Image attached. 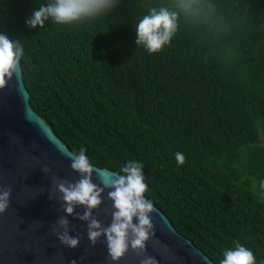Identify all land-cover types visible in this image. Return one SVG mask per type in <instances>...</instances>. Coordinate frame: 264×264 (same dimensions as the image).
Masks as SVG:
<instances>
[{
	"label": "trees",
	"instance_id": "trees-1",
	"mask_svg": "<svg viewBox=\"0 0 264 264\" xmlns=\"http://www.w3.org/2000/svg\"><path fill=\"white\" fill-rule=\"evenodd\" d=\"M46 0H0L21 42L34 111L70 151L118 172L141 162L146 197L215 264L236 242L264 264V0H202L170 43L135 45L136 18L171 0H121L87 25L25 24ZM185 156L178 165L175 154Z\"/></svg>",
	"mask_w": 264,
	"mask_h": 264
},
{
	"label": "water",
	"instance_id": "water-1",
	"mask_svg": "<svg viewBox=\"0 0 264 264\" xmlns=\"http://www.w3.org/2000/svg\"><path fill=\"white\" fill-rule=\"evenodd\" d=\"M29 97L20 66L0 87V190L11 188L9 206L0 213V264H140L145 256L154 257L157 264H215L154 203L153 235L144 252L129 246L124 256L112 261L103 235L93 245L88 221L79 218L85 207L75 205L67 213L57 187L61 181L80 179L70 167L71 151L34 111ZM101 169L119 173L94 166L91 174V181L103 189L102 202L91 215L106 227L111 222L112 189L105 187ZM61 218L68 221L69 236L79 240L74 248L58 238L65 231L58 223Z\"/></svg>",
	"mask_w": 264,
	"mask_h": 264
},
{
	"label": "clouds",
	"instance_id": "clouds-1",
	"mask_svg": "<svg viewBox=\"0 0 264 264\" xmlns=\"http://www.w3.org/2000/svg\"><path fill=\"white\" fill-rule=\"evenodd\" d=\"M120 2L121 0H46L32 11L25 24L31 28H43L45 21L51 19L60 26L87 25L118 7ZM205 7L202 0H171L169 5L149 8L146 14L136 18L135 45L149 54L160 52L175 34L179 17L195 18L204 12ZM24 56L25 49L21 42L0 32V87L6 78H10L20 68ZM69 158L71 169L80 175V179L75 183L61 181L57 185L66 203L65 211L71 214L75 205L85 207L84 214L79 218L88 221L89 241L94 245L103 235L112 261L124 256L129 246L138 254L144 252L145 242L153 235L150 214L156 209L152 200L145 196L149 186L145 182L143 164L130 159L119 168L118 175L101 169L99 175L104 178L105 187L112 189L108 192V198L112 202L111 222L104 227L91 215L92 210L97 209L102 202L103 189L91 181L94 166L87 150L84 147L73 150ZM175 160L178 165H183L185 156L177 152ZM253 185L257 194L264 198V178L254 180ZM10 194L11 188L0 190V213L8 208ZM58 223L65 228L63 233L58 234L60 241L70 248L76 247L79 240L69 236L68 221L61 218ZM222 256L220 264H257L253 250L239 242L231 248H225ZM140 264H157V261L152 256H145Z\"/></svg>",
	"mask_w": 264,
	"mask_h": 264
}]
</instances>
